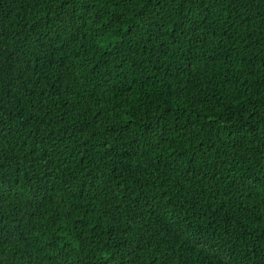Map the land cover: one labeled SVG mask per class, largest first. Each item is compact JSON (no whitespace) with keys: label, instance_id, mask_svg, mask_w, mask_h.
<instances>
[{"label":"trees","instance_id":"1","mask_svg":"<svg viewBox=\"0 0 264 264\" xmlns=\"http://www.w3.org/2000/svg\"><path fill=\"white\" fill-rule=\"evenodd\" d=\"M0 264H264V0H0Z\"/></svg>","mask_w":264,"mask_h":264}]
</instances>
